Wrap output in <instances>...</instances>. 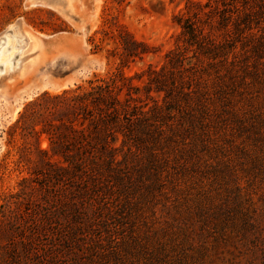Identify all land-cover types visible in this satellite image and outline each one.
<instances>
[{
  "label": "rangeland",
  "instance_id": "obj_1",
  "mask_svg": "<svg viewBox=\"0 0 264 264\" xmlns=\"http://www.w3.org/2000/svg\"><path fill=\"white\" fill-rule=\"evenodd\" d=\"M73 5L75 24L42 4L0 0V59L7 56L0 61V195L18 191L21 179L31 176L17 161L33 139L20 130L11 136L24 107L44 92L86 86L115 71L122 27L151 48L124 69L142 100L153 104L143 90L146 70L167 66L173 50L185 55L189 71L183 77L188 82L192 77L196 88L164 111L160 165L147 161L131 171L126 186L107 196L111 204L98 203L79 219L83 226L76 225L73 239H49L50 246H59L53 264H262L264 0H76ZM185 19L203 29V49L184 42ZM17 22L39 40L37 50L25 53L35 57L30 69L11 80L29 44L18 27L3 34ZM104 30L109 38L102 40ZM152 96L162 100L164 94ZM39 146L48 149L45 135ZM156 176L163 187L153 183ZM251 240L260 243L257 250Z\"/></svg>",
  "mask_w": 264,
  "mask_h": 264
},
{
  "label": "trees",
  "instance_id": "obj_2",
  "mask_svg": "<svg viewBox=\"0 0 264 264\" xmlns=\"http://www.w3.org/2000/svg\"><path fill=\"white\" fill-rule=\"evenodd\" d=\"M182 28L184 42L205 47L199 25L185 19ZM117 31L121 53L115 71L86 86L42 93L24 107L12 127L11 136L20 130L22 137L33 139L17 161L28 166L31 176L21 179L18 191L0 195V264H53L59 246H50L49 239H73L76 225L83 226L79 219L98 203L111 204L107 196L126 186L131 171L147 161L159 163L167 124L164 111L194 93V79L184 80L189 70L183 52L170 51L167 66L146 70L143 90L153 102L149 105L124 69L151 48L125 28ZM106 38L109 33L104 30L102 40ZM152 92L163 93L162 100ZM41 135L49 141L46 150L39 146ZM153 183L164 186L157 176ZM250 244L256 250L260 246L256 240Z\"/></svg>",
  "mask_w": 264,
  "mask_h": 264
},
{
  "label": "bare ground",
  "instance_id": "obj_3",
  "mask_svg": "<svg viewBox=\"0 0 264 264\" xmlns=\"http://www.w3.org/2000/svg\"><path fill=\"white\" fill-rule=\"evenodd\" d=\"M28 1H29V3H31L33 5L42 4V5L48 6L52 9L54 8L60 14L62 13V15H66L65 17H69V21H71V23L73 22V24H75L74 22H76V20L78 19L76 16L74 17V15H73V14H75L74 13L75 12V7H74L75 5H73V4L76 2V0H28ZM79 21L82 22L84 20H83V18L80 17ZM17 27H18V29L22 35L25 34L28 37L29 44H28L27 48L23 50V53L20 55V59L18 61L19 64H17L15 66V69L12 70L13 73H11L9 76L11 80L16 79L17 77L18 78L22 77L30 69L31 65L35 61V57H33L31 54L25 55V53L37 50L38 40H39L36 36L32 35L30 32L24 31L23 27L21 26V22H17L14 25H11L10 27H8V29L3 34H6L8 32H12ZM6 59H7V56H4L2 59H0V61L5 63ZM0 68H2L1 65H0ZM7 68L8 67L6 66L4 68V70L6 71ZM32 90L33 89H31L30 91H32Z\"/></svg>",
  "mask_w": 264,
  "mask_h": 264
}]
</instances>
